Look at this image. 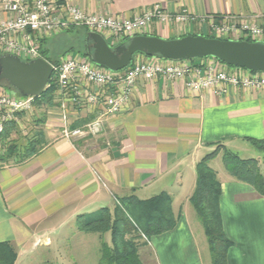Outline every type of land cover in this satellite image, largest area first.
I'll return each instance as SVG.
<instances>
[{"label":"crops","instance_id":"obj_1","mask_svg":"<svg viewBox=\"0 0 264 264\" xmlns=\"http://www.w3.org/2000/svg\"><path fill=\"white\" fill-rule=\"evenodd\" d=\"M55 3L59 8L71 3L90 14L118 18H132L143 7L160 3L173 12L186 8L198 17L233 16L256 24L264 22V0ZM6 17L0 7V21ZM205 31H211L207 21L177 26L154 22L148 35L171 39L206 35ZM74 33L77 37L69 41ZM61 38L65 46L59 61L69 53L87 56L82 52L87 41L79 27L47 38L43 47L49 56ZM38 44L40 47L41 41ZM196 62L215 63L212 57ZM99 111L95 106H69L70 127L84 125ZM47 112L45 146L21 163L0 161V243L9 242L14 247V264H33L28 256L39 252L47 256L46 264H97L102 236L78 230L76 218L112 209L130 195L146 200L162 192L172 198L177 223L171 230L146 239L139 249L141 260L144 264H211L203 228L199 231L194 226L189 208L196 164L216 142L241 157H253V150L258 149L250 139H264V88L227 86L219 95L212 90L192 92L183 82L163 77L138 79L128 103L106 119L99 135L73 143L59 135L57 105ZM220 157L209 166L220 181L222 227L230 241L227 264H264V196L231 177L219 164Z\"/></svg>","mask_w":264,"mask_h":264},{"label":"built area","instance_id":"obj_2","mask_svg":"<svg viewBox=\"0 0 264 264\" xmlns=\"http://www.w3.org/2000/svg\"><path fill=\"white\" fill-rule=\"evenodd\" d=\"M7 14L0 21V55L12 54L24 61L39 55V42L68 30L84 27L101 34L114 47L135 35H148L151 25H191L197 20L207 21L210 33L217 38L264 42V22L256 24L237 20L233 16H196L183 8L173 12L160 3L143 7L132 18H118L85 12L75 4L59 8L55 0H0ZM215 63H192L190 60H169L158 55H134L125 69L114 71L93 64L91 57L66 54L52 64L57 83L56 102L59 135L73 143L86 136H97L111 115L120 113L130 100L138 79L152 81L158 77L184 83L192 92L212 90L222 94L227 86L246 89L264 88V72H251L228 66L212 57ZM69 106L100 107L96 117L79 127L69 125ZM34 108L33 97H21L0 86V135L9 121L18 123V113H29Z\"/></svg>","mask_w":264,"mask_h":264},{"label":"trees","instance_id":"obj_3","mask_svg":"<svg viewBox=\"0 0 264 264\" xmlns=\"http://www.w3.org/2000/svg\"><path fill=\"white\" fill-rule=\"evenodd\" d=\"M73 28L75 26L64 32H70ZM79 30L81 36L87 41L86 37L89 31L84 27H79ZM204 36L216 37L212 34ZM45 40H41L39 55L51 64H57L59 59L52 58L44 49L43 42ZM127 40L124 39L120 44H125ZM245 40L251 41L250 39ZM82 52L91 57V51L86 47L82 49ZM199 59L203 58L189 60L192 63H197L196 61ZM4 83L6 89L19 95L6 82ZM56 91L57 83L53 74L45 91L40 96L34 97V107L44 108V110L40 116L34 118L33 125L36 127L33 134L29 136V133H25L23 142L12 139L13 134L19 136L20 133L17 122L12 120L5 123L0 135L1 162L21 163L37 154L45 146V110L57 105ZM24 114L18 113L17 117L21 118ZM250 142L259 151L264 152V139H250ZM211 145L214 147L213 150L207 152L196 164V184L189 197V202L193 206L206 236L211 264H227L226 253L230 241L226 238L222 227L219 208L220 181L209 163L220 155L224 169L231 177L251 185L262 196H264V167L257 158L241 157L228 149L222 142L211 143ZM171 204L172 198L165 192L146 200H139L135 195H130L120 199L112 209L102 208L89 215H79L76 218V226L82 232L98 233L102 236L100 258L97 264H144L139 255L142 244L138 241L140 242L143 237L147 239L175 227L177 217L172 211ZM106 233L109 234V242L103 238ZM16 256V251L9 242L0 243V264H14Z\"/></svg>","mask_w":264,"mask_h":264},{"label":"water","instance_id":"obj_4","mask_svg":"<svg viewBox=\"0 0 264 264\" xmlns=\"http://www.w3.org/2000/svg\"><path fill=\"white\" fill-rule=\"evenodd\" d=\"M86 40L85 47L91 51L92 61L114 71L125 69L135 54L142 53L169 60L214 57L228 66L264 72L263 42L191 34L171 39L155 35H135L125 44L112 47L96 32H88ZM52 75V64L42 57L24 61L16 55H0V82H6L21 97L40 96Z\"/></svg>","mask_w":264,"mask_h":264},{"label":"rangeland","instance_id":"obj_5","mask_svg":"<svg viewBox=\"0 0 264 264\" xmlns=\"http://www.w3.org/2000/svg\"><path fill=\"white\" fill-rule=\"evenodd\" d=\"M208 33L209 32L205 31V34H208ZM209 34H211V33H209ZM71 36L72 37H69L70 38L69 41H74L75 40L74 38L77 37L76 33L71 34ZM63 40H64V38H61L55 44H53L52 51L50 53V56H52V58H58L59 57L60 52L63 50V48L65 46V44L63 43ZM93 64H95V63H93ZM0 86L6 87L4 82H1ZM52 108H48L47 110H45L46 111L45 112L46 119L49 116L47 111L51 110ZM43 110H44V108L34 107L31 112L25 113L23 115V117L19 118L17 124H18V127L20 129V133H19V136L16 134H13L12 139H15L18 142H23L25 139L23 135L25 133H29V136H31L33 134L34 128L36 127L35 125H33L34 118L36 116L37 117L40 116V114L43 112ZM253 152H254V155H251V156H253L254 158H257L260 161L262 167H264V152L259 151V150H253ZM215 163H214V168H217V165ZM219 164L220 165L222 164L221 157H220ZM189 208H190V213L192 215V221L194 223V226L197 227V229H199V231H200V229H202V226H201L200 221H199V219L195 213V210L191 204L189 205ZM197 233L199 234L200 232L197 231ZM104 236H105V240L109 242V239H110L109 234L108 233L104 234ZM146 241H147L146 238L143 237L140 240V242L138 241V243H141L142 244L141 247H142L143 245L146 244ZM28 258L31 262H33V264H46L44 260L47 258V256H45L43 253L39 252L36 255H33L31 257L28 256ZM48 259H49V261L52 260L51 258H48ZM145 263L150 264L149 261H145ZM51 264H53L52 261H51Z\"/></svg>","mask_w":264,"mask_h":264}]
</instances>
